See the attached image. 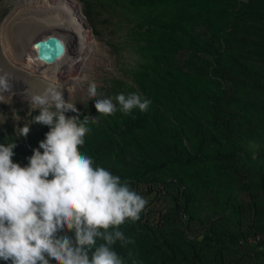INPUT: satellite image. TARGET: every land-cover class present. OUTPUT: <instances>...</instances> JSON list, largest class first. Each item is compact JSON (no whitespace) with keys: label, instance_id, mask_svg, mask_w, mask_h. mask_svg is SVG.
<instances>
[{"label":"trees","instance_id":"trees-1","mask_svg":"<svg viewBox=\"0 0 264 264\" xmlns=\"http://www.w3.org/2000/svg\"><path fill=\"white\" fill-rule=\"evenodd\" d=\"M80 1L123 73L97 98L151 101L131 115H100L95 99L66 112L90 117L80 151L146 202L170 200L121 225L113 250L125 264H264V0ZM26 126L0 129L22 167L50 131Z\"/></svg>","mask_w":264,"mask_h":264},{"label":"clouds","instance_id":"clouds-1","mask_svg":"<svg viewBox=\"0 0 264 264\" xmlns=\"http://www.w3.org/2000/svg\"><path fill=\"white\" fill-rule=\"evenodd\" d=\"M12 87L6 74L0 76V92H11ZM88 96L105 116L114 114L117 105L125 115L134 109L147 112L151 105L138 92L118 94L116 103L97 98L93 81L88 83ZM29 98L32 109L40 110L34 122L49 126L50 131L33 150L27 166L13 161L16 143L0 144V260L7 264H125L112 246L126 241L120 226L137 221L146 200L130 189L127 180L122 182L104 167L94 166L93 159L80 151L91 131L90 117L66 116L79 110L65 101L62 91L49 88ZM91 122H98V117H91ZM19 130L27 137L30 126ZM97 240L104 243L97 245Z\"/></svg>","mask_w":264,"mask_h":264},{"label":"bare ground","instance_id":"bare-ground-1","mask_svg":"<svg viewBox=\"0 0 264 264\" xmlns=\"http://www.w3.org/2000/svg\"><path fill=\"white\" fill-rule=\"evenodd\" d=\"M24 4L13 11L5 23L2 24V29L0 28L2 30L0 32L2 42L8 23L10 24L9 21L25 8H38L40 14L43 13L40 17L44 15V22L46 21L47 26L44 24V32L32 38L29 42V48L25 49L19 57L13 53L8 45L2 44V58L7 64L5 68L6 66L12 67L24 73L30 83L41 88L42 94L40 95H43L49 88H55L62 91L63 94L73 90L79 84L78 81L83 79L82 77L89 67V62L92 61L89 58L91 53L101 49L100 43L95 38L92 28L82 13L81 5L76 0H24ZM22 16L32 17L28 12L22 13ZM51 35L60 36L68 46L65 57L55 65H47L38 61L36 53L32 49V45L36 41ZM67 68L69 74L65 77L63 71ZM8 73L6 74L3 70L0 71V76L6 74L8 82L13 86L11 92H0L5 98H9L15 92L23 93L25 91L23 84L15 77L8 75ZM26 99L27 97L23 95V100Z\"/></svg>","mask_w":264,"mask_h":264},{"label":"rangeland","instance_id":"rangeland-1","mask_svg":"<svg viewBox=\"0 0 264 264\" xmlns=\"http://www.w3.org/2000/svg\"><path fill=\"white\" fill-rule=\"evenodd\" d=\"M76 1L81 5L82 13L84 17H86L83 3L80 0ZM23 4L24 0H0V28L2 24L5 23L9 15ZM24 12L30 13L32 17H23L22 13ZM60 13L62 14V12ZM41 14L38 8H25L24 10L19 11L17 15L14 16L16 18L13 17L9 21L10 24L8 23V28L5 31L6 37L4 36V41L2 42V38H0V71L3 70L6 74L9 72L8 75L18 79L25 87V91L23 93L15 92L14 95L11 94L9 98H5L0 94V96L3 97V102H0V129L19 128L20 126H25L26 124H29L30 121H34V118L37 116L35 114L40 113L39 109H32L29 97L37 95V93L38 95L42 94L40 90L41 88L30 83L27 80L26 75L21 71L8 66H6V68L9 70L5 68V65L7 64L2 58L1 47L3 46L2 44L8 45L13 53L19 57L25 49L29 48V42L31 39L44 32V24H46V21L44 22V15L40 17ZM88 23L93 30L95 38L100 43L101 49L95 50L89 57L93 62H89V67L83 75V77L87 76L88 79H81V82H79L73 90L63 94L65 101H70L75 104L76 108L82 107L83 104L90 100L88 96V83L90 81L97 84V92H100L104 88V81L106 77L110 75L123 74L120 70V63L118 62V59L116 58L113 50L108 46V41L111 39L108 32L109 29L104 30L102 24H98L97 31L102 30V32L101 36L98 34L96 35L93 25L89 21ZM1 29L0 32L2 31ZM68 74L69 69L67 68L63 71V76L67 77ZM23 95L27 97L26 100H23ZM52 110L55 111V108L53 107ZM165 199L166 202L163 200V203L147 201V211L156 210L154 211V213L156 212V215L159 214L158 211H163V213H165L170 204L168 196H166Z\"/></svg>","mask_w":264,"mask_h":264},{"label":"water","instance_id":"water-1","mask_svg":"<svg viewBox=\"0 0 264 264\" xmlns=\"http://www.w3.org/2000/svg\"><path fill=\"white\" fill-rule=\"evenodd\" d=\"M32 49L35 51L38 61L47 65H55L65 57L68 46L60 36L51 35L36 41L32 45Z\"/></svg>","mask_w":264,"mask_h":264},{"label":"built area","instance_id":"built-area-1","mask_svg":"<svg viewBox=\"0 0 264 264\" xmlns=\"http://www.w3.org/2000/svg\"><path fill=\"white\" fill-rule=\"evenodd\" d=\"M260 239H261V236L258 235L256 238L251 239L250 243L252 245H259ZM260 249L264 251V246H261Z\"/></svg>","mask_w":264,"mask_h":264}]
</instances>
